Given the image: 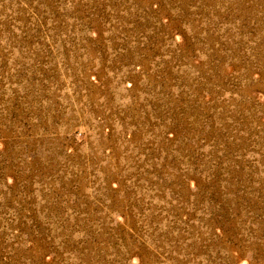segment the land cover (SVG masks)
I'll return each instance as SVG.
<instances>
[{"label": "rangeland", "instance_id": "rangeland-1", "mask_svg": "<svg viewBox=\"0 0 264 264\" xmlns=\"http://www.w3.org/2000/svg\"><path fill=\"white\" fill-rule=\"evenodd\" d=\"M0 264H264V0H0Z\"/></svg>", "mask_w": 264, "mask_h": 264}]
</instances>
